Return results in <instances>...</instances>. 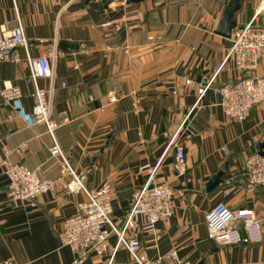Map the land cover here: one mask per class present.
Returning a JSON list of instances; mask_svg holds the SVG:
<instances>
[{
    "label": "crops",
    "instance_id": "0c3cea01",
    "mask_svg": "<svg viewBox=\"0 0 264 264\" xmlns=\"http://www.w3.org/2000/svg\"><path fill=\"white\" fill-rule=\"evenodd\" d=\"M227 1L0 0V29L10 31L18 18L27 44L26 51L15 48L16 61H0V87L16 85L21 92L11 105L0 98V158L21 163L40 178L60 174L45 126L31 116L33 85L25 59L49 56L51 81L38 78L37 85L51 86L56 141L87 189L113 187L114 225L121 226L145 180L148 170H140L142 165L157 163L152 183L174 189L165 223L148 224L136 215L126 230L148 259L175 251L191 264H264L263 191L247 192L240 175L246 157L264 150V102L236 121L222 113L213 91L239 78L264 77V58L243 69L231 60L221 64L236 26L252 16L264 26V0H239L230 36L223 37L215 28ZM60 40L73 45L60 47ZM210 77L211 86L197 98ZM180 124L184 169L177 173L173 151L164 147ZM224 164L218 184L207 187ZM6 188L0 166V264H70L73 253L58 233L84 194L58 187L33 200H10ZM218 201L252 208L260 219L257 238L226 245L209 238L204 215ZM238 235L247 233L239 228ZM114 243L109 233L104 252L87 253L83 264H136L124 246L113 250Z\"/></svg>",
    "mask_w": 264,
    "mask_h": 264
},
{
    "label": "built area",
    "instance_id": "2783aa9c",
    "mask_svg": "<svg viewBox=\"0 0 264 264\" xmlns=\"http://www.w3.org/2000/svg\"><path fill=\"white\" fill-rule=\"evenodd\" d=\"M18 46L26 51L27 44L23 26L17 18L15 27L10 31L6 32L0 29V61H16L15 48ZM56 54V50L51 51L52 58ZM261 58H264V26L258 25L252 16L247 22L234 28L231 44L222 58L221 64L231 60L235 68L243 69L253 66ZM25 59L28 76L33 85L31 116L34 122L42 123L45 126L51 139L48 152L50 156L58 160L61 170L60 174L53 179L40 178L34 171L29 170L21 163H11L5 158H0V166L7 177V197L10 200L28 201L58 187L72 192L81 191L84 194L85 200L77 205L74 214L62 220L58 233L61 244L67 246L73 253V260L70 264H83L85 256L89 252H94L97 255L102 254L109 233L115 235L113 250L119 245L124 246L131 260L136 264H164L165 261L171 262L170 264H191L189 261L179 258L175 251L148 259L138 240L134 236H126L127 228L133 226L134 216L140 215L146 223L153 224L157 221L165 223L172 213L174 189L170 185L154 184L151 181L157 163L152 168H149L147 164L140 167V170H148L147 175L141 186L135 190L124 220L117 228L110 218L111 200L114 196L113 187L108 183H102L96 188L87 189L82 182V177L69 164L66 155L56 141L55 125L50 120L49 94L51 86L42 88L37 85L38 78L51 81L52 62L50 57L39 55L36 58H29L26 54ZM211 82L212 77L197 89V98L211 86ZM213 91L219 96L218 105L222 113L233 120L241 121L246 118L253 105L264 102V77L239 78L233 82L221 83L213 87ZM20 96L21 92L16 85L0 87V98L7 105H11ZM113 100L114 97L111 96L109 101ZM62 119L66 120L65 116ZM181 124L167 140L164 147L165 151L168 149L173 151V167L177 173H181L184 169V149L177 141ZM7 152L4 150L5 154ZM240 175L244 179L247 192L258 187L264 195V150L260 153L254 152L246 157L241 166ZM204 219L207 236L221 245L253 240L257 238L260 227V219L256 217L252 208L229 207L221 201L213 204L205 212ZM239 228L246 231V237H239ZM243 264L263 263L251 261Z\"/></svg>",
    "mask_w": 264,
    "mask_h": 264
},
{
    "label": "water",
    "instance_id": "95a60500",
    "mask_svg": "<svg viewBox=\"0 0 264 264\" xmlns=\"http://www.w3.org/2000/svg\"><path fill=\"white\" fill-rule=\"evenodd\" d=\"M126 2H138L141 0H125ZM240 7L239 0H228L221 12V16L218 20L217 26L215 28V33L219 34L223 37H229L231 33V29L233 25L229 22L231 17L233 16V13L236 12ZM58 45L60 47H63L65 45H73V42H68L65 40H60L58 42ZM257 152H261V150H258ZM226 168V164H224L206 183L207 187L213 188L215 185L218 184L220 181L219 178L220 176L224 173Z\"/></svg>",
    "mask_w": 264,
    "mask_h": 264
}]
</instances>
